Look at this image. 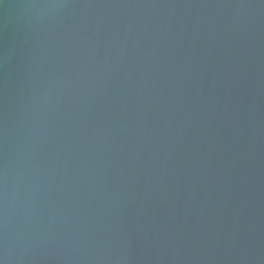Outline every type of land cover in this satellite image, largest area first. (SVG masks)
Segmentation results:
<instances>
[{
    "label": "water",
    "instance_id": "water-1",
    "mask_svg": "<svg viewBox=\"0 0 264 264\" xmlns=\"http://www.w3.org/2000/svg\"><path fill=\"white\" fill-rule=\"evenodd\" d=\"M0 264H264V0H0Z\"/></svg>",
    "mask_w": 264,
    "mask_h": 264
}]
</instances>
